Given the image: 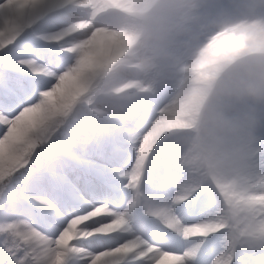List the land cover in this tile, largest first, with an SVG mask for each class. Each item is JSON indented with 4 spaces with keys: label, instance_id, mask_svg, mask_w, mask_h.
I'll use <instances>...</instances> for the list:
<instances>
[{
    "label": "snow or ice",
    "instance_id": "obj_1",
    "mask_svg": "<svg viewBox=\"0 0 264 264\" xmlns=\"http://www.w3.org/2000/svg\"><path fill=\"white\" fill-rule=\"evenodd\" d=\"M75 7L0 0V264H264V243L207 223L211 191L178 196L162 144L100 107L87 73L115 36L81 32Z\"/></svg>",
    "mask_w": 264,
    "mask_h": 264
},
{
    "label": "clouds",
    "instance_id": "obj_2",
    "mask_svg": "<svg viewBox=\"0 0 264 264\" xmlns=\"http://www.w3.org/2000/svg\"><path fill=\"white\" fill-rule=\"evenodd\" d=\"M73 21L115 36L87 73L100 107L163 145L178 196L213 193L229 246L264 243V0H76Z\"/></svg>",
    "mask_w": 264,
    "mask_h": 264
}]
</instances>
